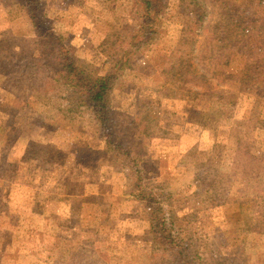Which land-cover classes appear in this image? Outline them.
Segmentation results:
<instances>
[{"label": "rangeland", "instance_id": "obj_1", "mask_svg": "<svg viewBox=\"0 0 264 264\" xmlns=\"http://www.w3.org/2000/svg\"><path fill=\"white\" fill-rule=\"evenodd\" d=\"M203 1V26L232 27L243 13L242 0ZM124 4L45 0L41 14L72 45L81 66L97 72L129 45L134 24ZM179 10L170 0L160 13L162 41L176 37ZM2 33L23 39L27 57L44 65L31 68L39 70L38 80L21 98L15 97L18 85L0 74V128L8 124L0 139V264H182L183 248L196 264H264V198L234 207L251 190L257 200L264 195V90L252 104L237 83H215L230 104L228 120L214 104L199 124L173 103L174 91L186 88L185 77L154 65L158 45L152 40L138 45L132 65L121 62L123 72L130 69L110 81L103 122L94 103L59 84L60 73L56 82L39 80L63 64L56 46L34 35L18 0H0ZM17 100L19 111L10 119ZM244 124L251 125L252 138L240 133L226 150L222 135ZM107 138L123 146L144 142L146 153L135 160L144 185L155 193L171 190L175 198L166 205L160 199L170 234L156 230L137 189L123 188L126 174L114 169L119 158L110 161ZM238 190L245 194L233 200Z\"/></svg>", "mask_w": 264, "mask_h": 264}, {"label": "trees", "instance_id": "obj_2", "mask_svg": "<svg viewBox=\"0 0 264 264\" xmlns=\"http://www.w3.org/2000/svg\"><path fill=\"white\" fill-rule=\"evenodd\" d=\"M169 1L122 0L125 3L123 12L134 24L129 45L127 48H117L115 50L114 57L117 53L119 61L117 59L104 61L107 62L104 68H98L97 72H92L83 68L81 62L72 54V45H68L66 40L57 37L45 22L41 14L45 0H18L19 5L22 6L30 21L34 35L44 42L54 44L63 64L61 71L56 69L52 74L41 75L39 80L56 82L60 73L62 79L59 80V84L70 85L77 89L79 97L94 103L92 108L97 110L99 108L98 112L101 113L103 122H108L107 115L104 114L106 106L104 102L109 98L107 95L110 81L122 77L123 73L130 69L126 68L123 72L124 63L121 62L127 61L128 64L132 65L129 57L135 52L138 45L153 40L154 44L158 45L153 60L154 65L158 68L163 66L161 68L163 71L168 69L171 77H174L177 73L184 74L186 88L177 89L173 93L175 94V102L173 103L181 107L184 116L192 117L200 124L208 116V109L214 104H219V108L224 112L226 111L225 119L228 120L227 117L231 112L230 104L226 105L224 103L223 89L218 88L215 83L224 84L229 81L237 83L241 95L251 99V103L254 104L256 96L259 97L264 90V0H242L238 2L243 13H239L237 23L232 27L219 22L212 23L210 27L203 26L202 12L205 4L203 0H176L178 8H180L179 14L182 16L180 17L181 27L178 29L175 38L162 41V34L165 33V30H162L164 28L160 13L169 4ZM111 2H114V0H111ZM246 3H248L247 6H245ZM197 42L199 43L197 44ZM29 53L30 51L24 45L23 39L15 36L10 37L7 33L0 34V74L7 78L11 84L18 85L19 88L16 86L18 90L16 89L17 93L15 94L17 98H21L29 89L30 81L38 80L39 70L36 68L35 71H31V68L36 67V65H44L33 57H27ZM221 60H225L227 63L224 64ZM19 69L22 72L16 71ZM94 74H98L97 77ZM146 76H148V73ZM168 77L166 78H171ZM164 90L172 92L170 88ZM16 102L12 104L13 111L10 119L19 111V108H16L18 100ZM212 119H210V123L213 121ZM231 125L233 123L226 127L227 133L231 131L229 128ZM7 128L8 124L4 128H0V139ZM11 128L13 129L14 126ZM212 128L214 127L210 124V129ZM237 130L234 134L222 135L221 141L225 144L226 150L231 148L230 144L237 141L240 133L239 138H247L248 135H250L249 139L252 138L250 124L241 125ZM104 135H109V132ZM106 143L110 149V153L106 149L110 161L113 158H119L118 168L114 169L126 174L127 180L124 181L123 188L128 189V187H131L129 189L132 191L137 189L140 193L138 197L141 199L143 206L147 208L149 217H152L155 224L157 223L156 230L166 235L170 234L171 232L165 228L164 221H167L162 220L165 216L160 199H165L164 203L166 205L171 204L175 198H173V191L171 190L167 191L161 188V192L155 193L151 188L144 185V170L135 163V160L138 161L141 155L146 153L144 142L137 141V143H134L133 141L128 146H123L114 142L111 138H107ZM129 173L135 174V177L132 178ZM202 177L199 176L198 178L201 179ZM244 194L243 190H238L232 199L235 200L236 197L239 198ZM246 194L248 196L243 200L245 203L239 201L240 203H236L234 207L249 208L253 205H259L264 198L263 195L261 200L255 199L254 197L258 195L256 190H251ZM212 195L214 194H209V196ZM154 202L158 206H154ZM165 240L167 241L166 237ZM181 252H183L182 257H184L182 258V264H196L189 250L183 248Z\"/></svg>", "mask_w": 264, "mask_h": 264}]
</instances>
